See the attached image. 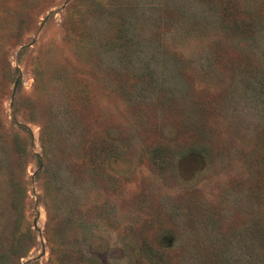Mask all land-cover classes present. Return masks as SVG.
Segmentation results:
<instances>
[{
    "label": "rangeland",
    "instance_id": "obj_1",
    "mask_svg": "<svg viewBox=\"0 0 264 264\" xmlns=\"http://www.w3.org/2000/svg\"><path fill=\"white\" fill-rule=\"evenodd\" d=\"M0 264H264V0H0Z\"/></svg>",
    "mask_w": 264,
    "mask_h": 264
}]
</instances>
